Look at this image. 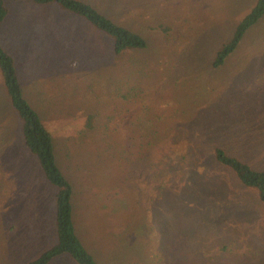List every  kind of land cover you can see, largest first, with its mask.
<instances>
[{
    "label": "rangeland",
    "instance_id": "rangeland-1",
    "mask_svg": "<svg viewBox=\"0 0 264 264\" xmlns=\"http://www.w3.org/2000/svg\"><path fill=\"white\" fill-rule=\"evenodd\" d=\"M82 1L146 48L115 54L59 3L10 2L17 17L41 11L28 41L14 15L0 26L72 184L79 239L98 264H264V202L214 156L219 147L264 170V15L212 65L256 0ZM20 123L0 72V264L57 242L56 188ZM47 264L78 263L63 253Z\"/></svg>",
    "mask_w": 264,
    "mask_h": 264
},
{
    "label": "trees",
    "instance_id": "trees-1",
    "mask_svg": "<svg viewBox=\"0 0 264 264\" xmlns=\"http://www.w3.org/2000/svg\"><path fill=\"white\" fill-rule=\"evenodd\" d=\"M4 1L0 0V21L7 14ZM32 1L39 4L59 3L66 10L83 17L92 26L112 38L115 54L142 50L147 46V41L141 34L114 22L94 6L82 0ZM263 15L264 0H256L249 12L237 23L230 39L218 48L212 65L215 67L221 65L239 46L247 29L257 23ZM0 71L10 104L21 121V136L24 145L37 157L43 175L56 188L54 201L57 242L26 264H47L52 258L63 253L69 254L78 264H98L76 234L71 203L73 187L56 162L53 136L38 112L24 97L14 59L1 44ZM214 156L219 163L235 173L241 184L256 189L259 199L264 202V170L252 168L246 162L219 147L215 149Z\"/></svg>",
    "mask_w": 264,
    "mask_h": 264
},
{
    "label": "crops",
    "instance_id": "crops-1",
    "mask_svg": "<svg viewBox=\"0 0 264 264\" xmlns=\"http://www.w3.org/2000/svg\"><path fill=\"white\" fill-rule=\"evenodd\" d=\"M14 1V3L15 4H17V3H20L21 4V1H24V0H5L4 2H5V4L6 5H8V7L5 5V7L7 8V14H6V16H5V18L2 20V21H0V26L2 25V24H5L6 22H9V20H10V17L12 16V15H14L15 16V23H17L18 22V28H17V30L19 31L18 33H16L15 32V36H17V37H19L21 34H26L25 35V37H26V40L28 41V35L30 34V31L31 30H33L34 28H32V26H35L36 24H38V23H42L43 22V19H42V16L40 17V19L37 17V14L39 13H41V11H38L37 13H36V15L35 16H30V15H27V12H21L20 13V15H19V17H17V14H16V11H13L11 8H10V2H13ZM30 1H32V0H30ZM33 2V1H32ZM35 3V2H34ZM38 4V3H37ZM50 4H52V3H50ZM10 12H11V14H10ZM10 14V15H9ZM28 14H29V12H28ZM29 33V34H28ZM0 44H1V46L4 48V46H3V44L0 42ZM5 49V48H4ZM6 50V49H5ZM7 51V50H6ZM8 52V51H7ZM9 53V52H8ZM10 54V53H9ZM11 55V54H10ZM12 56V55H11ZM1 72V71H0ZM1 76H2V74H1ZM2 83H3V78H2ZM3 86L5 87V85H4V83H3ZM5 90H6V88H5ZM7 92V91H6ZM8 95V94H7ZM23 95H24V92H23ZM25 97V96H24ZM8 98H9V96H8ZM26 98V97H25ZM9 101H10V99H9ZM30 103V102H29ZM12 107V106H11ZM33 107V106H32ZM14 110V109H13ZM15 111V110H14ZM16 113V112H15ZM16 115H17V113H16ZM17 117H18V115H17ZM20 133H21V123H20ZM23 144H24V142H23ZM25 146V145H24Z\"/></svg>",
    "mask_w": 264,
    "mask_h": 264
}]
</instances>
